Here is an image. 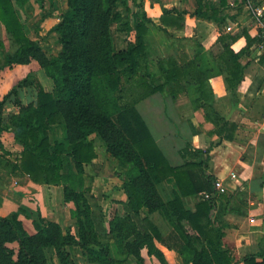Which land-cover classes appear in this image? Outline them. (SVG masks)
I'll return each mask as SVG.
<instances>
[{
    "label": "trees",
    "instance_id": "1",
    "mask_svg": "<svg viewBox=\"0 0 264 264\" xmlns=\"http://www.w3.org/2000/svg\"><path fill=\"white\" fill-rule=\"evenodd\" d=\"M29 1L0 0V24L16 46L3 57L0 73L34 61L52 88L45 90L30 73L0 99V136L8 132L20 146L19 151L10 152L0 141V159L13 175L61 187L64 203L72 206L76 231L37 212L32 221L35 232L29 234L16 215L0 216V264H55L54 257L58 264H79L78 250L87 264H124L130 259L145 264L142 250L159 264H168L156 243L174 252L182 264H264V254L236 260L222 243L225 225L213 216L217 201L227 203L218 215L246 208L247 191L228 195L214 190L215 179L207 172L210 149L196 150L187 142L180 151L185 162L171 166L136 108L151 95L175 99L192 87L194 109L206 112L212 94L206 71H218L228 90L236 89L246 69L241 59L259 38H251L246 29L235 35L221 33L216 41L219 52L212 57L196 41L171 36L169 31L183 30L185 11L162 7L157 25L142 9L143 0H67V11L57 17L47 15L58 20L51 32L60 46L56 55H49L30 38L18 16L17 9H24ZM53 1L35 0L42 10L48 4L49 12ZM196 5L193 17L225 25L228 0H197ZM116 24L120 32L133 34L119 50L113 46ZM153 28L170 37L174 54L157 60L151 72L148 36ZM239 36L246 46L234 52L231 45ZM208 54L213 67L207 68L202 62ZM24 90L34 93L33 101L22 102ZM6 104L17 113L4 114ZM212 121L215 124L219 118ZM57 129L62 131L61 139L56 138ZM95 139L120 167L125 201L120 202V213L109 220L107 231L119 258L113 256L110 240L96 231L86 198L85 166L97 158ZM168 179L174 189L164 198L160 188ZM204 193L209 198L200 197ZM189 197L198 198L193 209L184 205ZM142 209L149 215L158 213L170 232L164 235L152 219L142 218Z\"/></svg>",
    "mask_w": 264,
    "mask_h": 264
},
{
    "label": "crops",
    "instance_id": "2",
    "mask_svg": "<svg viewBox=\"0 0 264 264\" xmlns=\"http://www.w3.org/2000/svg\"><path fill=\"white\" fill-rule=\"evenodd\" d=\"M196 1L153 0L152 12L156 14L157 21L162 7L188 13L185 16L183 30L169 32L177 33L174 35L176 38L196 41L203 52L211 53L212 57L219 52L216 41L221 33L235 35L246 29L251 38L256 36L255 24L245 5L239 3L230 6L231 0H228V7L223 12L228 19L224 26L219 27L212 21L191 15L197 8ZM262 1L264 0H257V2ZM226 27H231L232 32H226ZM245 46V39L239 36L231 45V49L238 52ZM189 53L192 54L193 50H189ZM173 54L174 51L171 50L169 55ZM211 56L208 54L203 59L202 64L207 68L213 67ZM241 63L246 66L244 77L234 90H228L224 76L218 71H206L212 92L206 102L208 105L206 112L203 109H194L193 101L196 94L192 87L188 88V94L175 99L154 94L136 105L145 121L138 105L142 102H150L144 105L143 112L156 118L157 122L152 124H158L157 137L162 145L154 139L150 127L146 121L145 123L171 166H181L185 162L180 151L187 142L196 150L210 149L207 172L215 181L221 182L226 188L225 193L233 195L239 190L247 191L246 208L242 207L237 212L218 215L219 211L222 213L227 203L217 201L216 210L213 212V216L225 225L223 246L233 253L236 260L251 254H264V49L259 43H253L242 57ZM16 69L18 71H13ZM30 73L38 76L41 84L44 85L41 80L47 79L46 77L40 79V76L45 75L34 61L28 65L14 66L12 71L1 72L0 99L18 80ZM47 85L50 87L47 91H50L52 83ZM21 100L24 104L33 101L34 93L31 90H24ZM11 112L17 113V109L11 104H6L4 114ZM216 117L219 121H215L214 124L212 119ZM153 129H157L156 126L153 125ZM55 135L57 139H61L62 131L57 129ZM0 141L10 152L20 150V146L14 142L8 132L2 133ZM232 174L235 175V179L231 178ZM173 189L174 183L168 179L160 188L161 195L165 198ZM197 200L198 198L195 197L186 198L184 205L187 209H193ZM231 205L232 201L229 207ZM71 208V204L63 201L61 187L38 185L28 176L13 175L6 161L0 159L1 217L10 218L16 215L26 231L33 234L35 231L32 221L37 217V212L43 218L56 222L64 228L73 225L70 217ZM140 216L149 217L159 229L162 228L164 220L158 213L149 215L147 210L142 209ZM250 219L254 222L250 223ZM170 230L171 228L162 232L160 229L164 235ZM156 246L162 251L169 264V259L175 253L158 243ZM143 251L141 255L145 261ZM146 258L151 262L150 264H159L153 257L146 255ZM177 258L180 260L179 257ZM53 259L56 264L55 257Z\"/></svg>",
    "mask_w": 264,
    "mask_h": 264
},
{
    "label": "rangeland",
    "instance_id": "3",
    "mask_svg": "<svg viewBox=\"0 0 264 264\" xmlns=\"http://www.w3.org/2000/svg\"><path fill=\"white\" fill-rule=\"evenodd\" d=\"M253 5L257 3V0H249ZM152 2L153 0H143L142 9L145 11L146 15L153 21L154 24L159 23L157 21L156 14L152 12ZM239 3H244L243 0H231V5H238ZM49 5L46 4V9L42 10L36 4L35 0H30L24 9H17L18 16L25 24L28 34L32 40H37L40 46L49 54L56 55L59 51L60 46L56 41V37L51 29L56 25L58 21L55 18H50L47 15L52 13L54 16H59L63 12L67 11V0H54L51 11H48ZM151 7V8H150ZM248 11V10H247ZM249 13V11H248ZM113 46L116 50L123 49L126 46V41L132 40L133 34L120 32V25H114L113 28ZM38 31V32H36ZM174 35L177 33H171V36L176 38ZM169 36L163 32L153 28L151 33L148 36V46H149V55H150V69L151 72L155 70V63L162 57H167L171 53V47L169 45ZM16 49L14 43L4 32L2 25L0 24V64L3 62V57L6 53L13 52ZM173 51V50H172ZM12 71V70H7ZM13 71H18L13 70ZM38 78V76H36ZM45 76H40V79ZM41 80L46 86L45 89L48 90L47 83L51 81ZM39 80V78H38ZM40 81V80H39ZM146 103L142 102L138 105L139 111L145 118L148 126L151 129L154 139L159 142V145H162V142L158 139L157 133H159L158 124H152L157 122L156 118L153 116H148L143 112V107ZM153 125L157 129H153ZM159 135V134H158ZM96 153L97 158L93 161L92 164L85 166V176L84 182L86 185V198L92 209V217L95 221L96 231L105 238L110 240L111 251L114 257L119 258V255L116 252L114 242L107 237L108 231V222L113 217L115 213H120L121 205L120 202L125 199V195L121 190V178H120V167L115 159L108 155L101 143L95 139ZM164 148V146L162 147ZM72 223V222H71ZM161 231L168 230L170 226L164 221L161 226ZM72 230L75 232L76 228L72 225ZM77 261L79 264H87L84 256L81 255L80 251L77 252ZM145 257V263L150 264L151 262L147 261L145 250L142 252ZM176 254H173V257L169 259V264H182L177 258ZM58 264L57 260L55 261ZM124 264H134V260L130 259Z\"/></svg>",
    "mask_w": 264,
    "mask_h": 264
},
{
    "label": "built area",
    "instance_id": "4",
    "mask_svg": "<svg viewBox=\"0 0 264 264\" xmlns=\"http://www.w3.org/2000/svg\"><path fill=\"white\" fill-rule=\"evenodd\" d=\"M244 5L246 9L249 11L253 19V22L255 24L256 37H258L260 40L259 45L261 48L264 49V3L253 5L252 2H250L249 0H245ZM225 31L232 32V28L226 27ZM231 178L235 179V175L232 174ZM214 190L217 191V193L219 194H224L226 192V188L221 184V182H218V181H215L214 183ZM200 197L207 199L209 198V195L204 193ZM249 222L253 223L254 220L250 219Z\"/></svg>",
    "mask_w": 264,
    "mask_h": 264
}]
</instances>
